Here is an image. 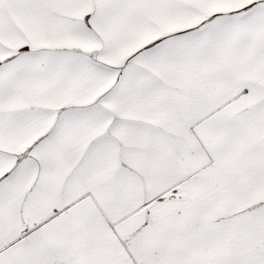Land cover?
Returning a JSON list of instances; mask_svg holds the SVG:
<instances>
[{"label":"snow or ice","instance_id":"snow-or-ice-1","mask_svg":"<svg viewBox=\"0 0 264 264\" xmlns=\"http://www.w3.org/2000/svg\"><path fill=\"white\" fill-rule=\"evenodd\" d=\"M0 264H264V0H0Z\"/></svg>","mask_w":264,"mask_h":264}]
</instances>
